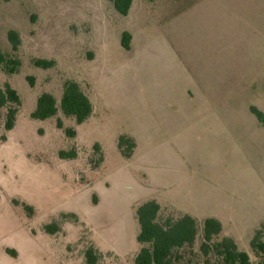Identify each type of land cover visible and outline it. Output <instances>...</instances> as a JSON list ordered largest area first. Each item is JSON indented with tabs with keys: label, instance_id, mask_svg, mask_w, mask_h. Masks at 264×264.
Masks as SVG:
<instances>
[{
	"label": "rangeland",
	"instance_id": "rangeland-1",
	"mask_svg": "<svg viewBox=\"0 0 264 264\" xmlns=\"http://www.w3.org/2000/svg\"><path fill=\"white\" fill-rule=\"evenodd\" d=\"M0 49L21 62L16 74L0 71V87L21 100L11 131L0 117V264H87L90 247L95 264H134L135 208L148 199L219 220L220 237L258 264L250 240L264 222V0H133L126 16L110 0H0ZM67 79L93 106L79 125L59 109ZM43 92L58 113L32 119ZM120 135L136 141L128 159ZM70 150L73 159L59 157Z\"/></svg>",
	"mask_w": 264,
	"mask_h": 264
},
{
	"label": "trees",
	"instance_id": "trees-1",
	"mask_svg": "<svg viewBox=\"0 0 264 264\" xmlns=\"http://www.w3.org/2000/svg\"><path fill=\"white\" fill-rule=\"evenodd\" d=\"M8 1V0H5ZM114 9L121 16H126L132 6L133 0H110ZM9 41L14 50L18 47V35L14 31L8 33ZM131 35L123 32L121 45L130 48ZM20 60L6 54L0 49V71L6 74H16ZM34 65L42 68L53 66L52 60L35 59ZM32 85L33 78L27 77ZM21 104L17 91L5 83L0 87V117L3 115L5 131H11L16 124L19 107ZM60 112L67 118L74 119L76 125L86 121L92 114L93 106L80 84L72 79H67L62 84V94L59 100ZM252 113L263 119L262 113L251 107ZM58 113L57 102L51 93L43 92L36 100L35 109L31 112L32 119L45 120L56 116ZM56 126L62 128V122L57 119ZM68 137L75 136V129H64ZM5 139V138H4ZM136 142L132 136L120 135L117 148L121 155L128 159L132 156ZM93 149L102 152L98 144ZM75 152L60 151L62 159H73ZM102 153L100 160L102 161ZM30 213V206L23 205ZM135 218L138 224L136 241L139 249L134 256V264H250L246 252L237 248L235 242L229 237H220L222 226L214 218L197 220L189 214L179 212L176 216L172 211L161 209L160 204L154 199H148L135 208ZM45 229L53 233L57 229L55 224H47ZM250 246L253 254L258 259V264H264V222L255 230ZM87 264H95L99 254L92 247L84 253Z\"/></svg>",
	"mask_w": 264,
	"mask_h": 264
},
{
	"label": "crops",
	"instance_id": "crops-1",
	"mask_svg": "<svg viewBox=\"0 0 264 264\" xmlns=\"http://www.w3.org/2000/svg\"><path fill=\"white\" fill-rule=\"evenodd\" d=\"M193 92H196V91H193ZM193 92H191L192 93V95L193 94H195V93H193ZM135 140V139H134ZM136 142V141H135ZM136 148V147H135ZM134 152V151H133ZM206 218H213V217H206ZM195 219H197V218H195ZM203 219H205V218H203ZM215 219V218H214ZM197 220H199V219H197ZM219 221V220H218Z\"/></svg>",
	"mask_w": 264,
	"mask_h": 264
}]
</instances>
